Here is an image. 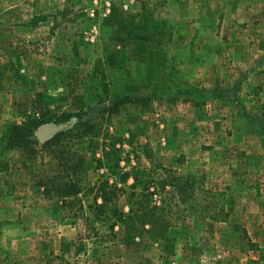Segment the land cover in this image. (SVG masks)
<instances>
[{
  "label": "rangeland",
  "instance_id": "rangeland-1",
  "mask_svg": "<svg viewBox=\"0 0 264 264\" xmlns=\"http://www.w3.org/2000/svg\"><path fill=\"white\" fill-rule=\"evenodd\" d=\"M249 1L0 0V141L32 113L84 112L101 126L91 182L128 188L133 166L161 165L199 186L170 251L96 252L33 185L52 155L0 149V264H264V16ZM120 97L133 101L105 112ZM113 148V170L97 166Z\"/></svg>",
  "mask_w": 264,
  "mask_h": 264
},
{
  "label": "trees",
  "instance_id": "trees-1",
  "mask_svg": "<svg viewBox=\"0 0 264 264\" xmlns=\"http://www.w3.org/2000/svg\"><path fill=\"white\" fill-rule=\"evenodd\" d=\"M127 101L133 99L117 98L104 110L111 114ZM46 115L47 112L39 116L32 113L23 122L8 125L0 141L1 150L11 148L28 152L40 146L52 155L48 166L33 182L40 194L56 198L59 209H65L70 218L83 219L85 238L95 237L92 244L96 252L118 246L127 250L140 249L145 246L146 239H159L164 243L163 250L170 251L174 247V238L169 235L172 219L178 218L183 208L193 210L196 202H189L196 199L199 188L195 175L177 174L161 165H152L147 169L133 166L130 170L132 183L128 188L109 182L106 176L91 182L85 139L96 136L101 127L98 126L100 121L84 115V112L65 111L56 116ZM50 121L68 125L40 143L35 130L40 124ZM114 152L119 154L121 150L113 148L109 153L105 152L104 159H95L97 166L105 164L112 171L115 156L111 158V154ZM156 194L163 196L156 200ZM122 197L126 211L119 205Z\"/></svg>",
  "mask_w": 264,
  "mask_h": 264
},
{
  "label": "water",
  "instance_id": "water-1",
  "mask_svg": "<svg viewBox=\"0 0 264 264\" xmlns=\"http://www.w3.org/2000/svg\"><path fill=\"white\" fill-rule=\"evenodd\" d=\"M67 127L66 124H60L58 126H54L51 124H46L43 126H40L37 130H36V136L40 141L46 140V139H50L51 137H53L55 135V133L63 128Z\"/></svg>",
  "mask_w": 264,
  "mask_h": 264
},
{
  "label": "crops",
  "instance_id": "crops-1",
  "mask_svg": "<svg viewBox=\"0 0 264 264\" xmlns=\"http://www.w3.org/2000/svg\"><path fill=\"white\" fill-rule=\"evenodd\" d=\"M245 8L251 16H264V0H250L249 3L245 6Z\"/></svg>",
  "mask_w": 264,
  "mask_h": 264
}]
</instances>
